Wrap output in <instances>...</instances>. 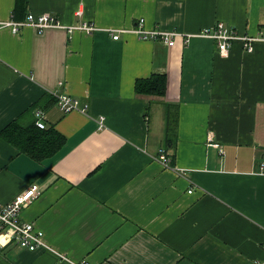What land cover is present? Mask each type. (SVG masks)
Wrapping results in <instances>:
<instances>
[{"label": "crops", "instance_id": "obj_1", "mask_svg": "<svg viewBox=\"0 0 264 264\" xmlns=\"http://www.w3.org/2000/svg\"><path fill=\"white\" fill-rule=\"evenodd\" d=\"M30 12L100 29L0 30V133L42 110L66 138L38 161L0 134V202L37 186L21 217L53 248L0 245V264H70L57 253L95 264H264V42L247 52L237 41L223 57L210 38L169 46L107 31L143 18L147 29L195 34L223 21L259 35L264 0H0L5 20ZM152 74L167 76L164 96L137 93ZM59 93L88 111H61Z\"/></svg>", "mask_w": 264, "mask_h": 264}, {"label": "built area", "instance_id": "obj_2", "mask_svg": "<svg viewBox=\"0 0 264 264\" xmlns=\"http://www.w3.org/2000/svg\"><path fill=\"white\" fill-rule=\"evenodd\" d=\"M145 20L141 18L138 24L133 29H115L107 28V31L113 36L115 40L120 38L122 32L136 33L141 39L145 40H159L169 46H174L179 37L184 38L185 42H189L194 36L210 38L217 42L219 53L223 57L229 56L233 44L240 41L243 48L247 52L255 50V44L264 42V31L259 35L241 34L237 29L223 21H219L212 27L202 28L195 34L184 33L180 30H164L160 27L155 29L145 28ZM34 27L38 31H45L51 28H64L70 31L80 30L87 33H92L100 28L95 24L84 21L78 25L66 26L59 20V18L52 14L35 15L30 12L24 19H3L0 16V30L9 29L12 33L18 34L26 27ZM57 104L61 111L68 113L74 110L87 112L89 104L82 102L79 98H75L67 93H59L57 95ZM39 119L36 124L39 128H47L46 122L43 119V112L39 110L37 113ZM104 117L99 121V126L103 127ZM215 146L221 147L220 143H215ZM157 159L162 164L167 166L170 162L168 152L165 148H161ZM192 192V191H191ZM40 194L37 186H31L27 190L17 194L10 202H0V245L5 246L10 243H16L22 248L30 251H37L39 249L53 250V248L46 242L45 233L37 228L35 224L24 221L21 217L23 209L28 206L32 199ZM61 260L69 262L70 264H95L88 260L74 261L66 255L57 253ZM103 264V263H97Z\"/></svg>", "mask_w": 264, "mask_h": 264}, {"label": "trees", "instance_id": "obj_3", "mask_svg": "<svg viewBox=\"0 0 264 264\" xmlns=\"http://www.w3.org/2000/svg\"><path fill=\"white\" fill-rule=\"evenodd\" d=\"M136 91L143 95L164 96L167 91V76L152 74L147 78H139L136 82ZM0 134L5 141L38 161L56 154L66 141L65 136L55 126L42 129L35 121L28 124L15 121Z\"/></svg>", "mask_w": 264, "mask_h": 264}]
</instances>
